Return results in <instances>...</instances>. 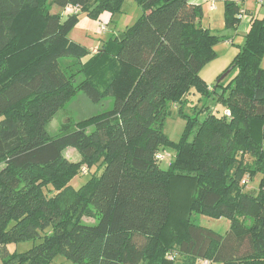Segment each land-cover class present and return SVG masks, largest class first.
I'll use <instances>...</instances> for the list:
<instances>
[{"label": "trees", "instance_id": "1", "mask_svg": "<svg viewBox=\"0 0 264 264\" xmlns=\"http://www.w3.org/2000/svg\"><path fill=\"white\" fill-rule=\"evenodd\" d=\"M122 1L0 0L1 264L58 255L70 264H264V18L250 16L243 44L209 87L200 70L231 37L204 27L201 5L189 0H135L141 15L95 52L68 37L81 14L113 15ZM242 8L223 0L224 28H236ZM193 90L217 94L221 113L199 121L204 105L183 112ZM79 91L93 102L112 96L114 108L50 136L46 123ZM175 105L185 125L173 142L163 127ZM165 147L174 154L163 169L155 156ZM82 166L94 170L74 188ZM183 184L192 194L176 206ZM192 213L230 226L221 235L192 223ZM28 240L39 242L8 252Z\"/></svg>", "mask_w": 264, "mask_h": 264}, {"label": "rangeland", "instance_id": "2", "mask_svg": "<svg viewBox=\"0 0 264 264\" xmlns=\"http://www.w3.org/2000/svg\"><path fill=\"white\" fill-rule=\"evenodd\" d=\"M210 4L211 2L204 6V17H202L201 23L203 26H206L208 22H210V28L213 33L223 34L225 30H223L222 32V29L220 28L221 23L223 22V3L221 0H216L214 2V5L216 4L217 10L212 12L208 10H213L210 8ZM52 5L53 4H49L48 6L50 13H52ZM104 12H106V14H104L103 16L102 12L97 20H93L85 16L84 14H81L79 21L71 29L68 34V37L72 41L84 46L88 51L93 52V50H96L100 47L101 43L104 40L108 39L109 37L115 35L120 31H124L125 26H130L131 24H133V22H135V20L141 15L140 6L135 0H123L120 10L113 15L107 11ZM98 22L105 26L104 31L99 32ZM236 44L237 41H233L232 43H226V41H221L215 45L214 48L217 53L216 57L204 64L199 73L201 78L209 86H214V79L218 74L217 72H220L217 71L219 70V67L222 64H224V66L226 67L230 60H232L234 53L231 49H236ZM261 67L264 68L263 66ZM218 91L219 89H217V92ZM216 96L217 94L213 93L211 97H201L198 93L193 90L189 94H187L188 103L184 105L183 112L189 115H193L197 108H199L201 105H204L205 108L199 114H197L199 121H202L209 112L220 114L222 111V107L216 102ZM113 108L114 98L112 96H108L99 102H93L85 93L79 91L53 115V117L46 123L45 129L50 136H56L60 132L61 124L67 122L68 120L78 122L90 116L97 115L103 112H108ZM184 125L185 120L178 114V106H172L171 113L168 117H166L164 122V133L168 136L171 141L176 142L183 131ZM88 130H92V127H89ZM159 152L164 155V159L161 162L159 161L160 167L166 169L169 164V161L173 157L174 149L172 147H165L159 149ZM64 154L71 161H77L79 159V154L73 148L65 149ZM1 166L2 165L0 164V168ZM93 170L94 167L88 169L86 174H79L75 176L69 182L70 185L74 188L80 187L90 177L91 172ZM259 179L260 176L254 178L252 184H249L248 187H251V189L255 190L257 188ZM176 190L177 196H175V205L180 206V202L185 201L184 197H187L190 193V188L183 184V187H180L178 185L176 187ZM191 194L192 192L189 194V196ZM179 209L180 207L178 208V210ZM190 220L196 225L209 228L221 235H223L230 226L229 219L225 217L214 218L199 213H192L190 216ZM84 221L92 222L91 219L86 218ZM38 242L39 240H28L16 244H8L7 250L9 253L24 252ZM51 264H70V262L64 257L58 255L53 259ZM195 264L201 263L197 262ZM205 264L211 263L208 261V263Z\"/></svg>", "mask_w": 264, "mask_h": 264}, {"label": "crops", "instance_id": "3", "mask_svg": "<svg viewBox=\"0 0 264 264\" xmlns=\"http://www.w3.org/2000/svg\"><path fill=\"white\" fill-rule=\"evenodd\" d=\"M189 1L191 3H194V4L201 5L202 10H203V17H204V6L207 5L211 0H189ZM217 1H219V0H217ZM221 1L223 3V0H221ZM234 1H239V0H234ZM242 7H243L242 9H244L246 12L244 14H242V17L240 18V21H239V23H238V25L236 26L235 29H226V28H224V21L221 23V27H220L222 29L221 30L222 32H223V30L226 31V32L225 31L223 32L224 35H227V36L231 37L229 40L226 41V43H232L233 41H237L236 49H234V48L231 49L233 51L234 55L238 51L237 47H239L241 44H243V40H244V35L243 34H245V32H246V30L248 28L250 16L252 14H254V15L258 16V17H263L264 18V0H262L261 2L259 0H242ZM51 9H52V13L61 12L62 11V9L56 7L55 5H52ZM208 10L210 12L217 10L216 9V4H215V8L213 10H210V9H208ZM104 14H106V12L102 13L103 16H104ZM210 25H211L210 22H208V24L206 26H204V27H207L208 29L211 30ZM126 27L127 26H125V28ZM211 32H212V30H211ZM119 33H121V31L116 33V34H119ZM93 49H95V48H93ZM224 63H226V62H224ZM261 66L264 67V56L261 59ZM224 68H225V66H224V64H222L219 67V70H217V71L221 72ZM220 72H217V73L219 74ZM211 264H213V263H211Z\"/></svg>", "mask_w": 264, "mask_h": 264}, {"label": "built area", "instance_id": "4", "mask_svg": "<svg viewBox=\"0 0 264 264\" xmlns=\"http://www.w3.org/2000/svg\"><path fill=\"white\" fill-rule=\"evenodd\" d=\"M260 2L262 1V0H259ZM211 2V4H210V8L211 9H214L215 8V5H214V0H211L210 1ZM79 10V8L78 7H76V6H66V8H65V12H67V13H76L77 11ZM98 30H99V32H102V31H104L105 30V26L103 25V24H101V23H99L98 24ZM96 50H93V52H95ZM224 114L225 115H229L230 113H229V111L228 110H225L224 111ZM156 159L158 160V161H162L163 159H164V155L161 153V152H157L156 153ZM88 170H87V168L85 167V166H82L81 168H80V173L81 174H86V172H87ZM248 181H247V178H244L243 180H242V183H247ZM172 258V257H171ZM201 264H205V263H208V261L207 260H200L199 261Z\"/></svg>", "mask_w": 264, "mask_h": 264}, {"label": "water", "instance_id": "5", "mask_svg": "<svg viewBox=\"0 0 264 264\" xmlns=\"http://www.w3.org/2000/svg\"><path fill=\"white\" fill-rule=\"evenodd\" d=\"M225 75H226V72L223 73L220 78L222 79ZM263 216H264V212H263Z\"/></svg>", "mask_w": 264, "mask_h": 264}]
</instances>
